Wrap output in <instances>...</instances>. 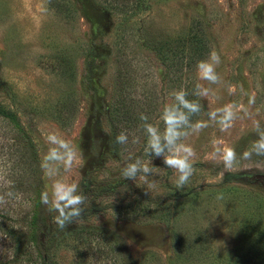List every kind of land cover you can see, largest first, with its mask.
<instances>
[{
    "label": "rangeland",
    "instance_id": "rangeland-1",
    "mask_svg": "<svg viewBox=\"0 0 264 264\" xmlns=\"http://www.w3.org/2000/svg\"><path fill=\"white\" fill-rule=\"evenodd\" d=\"M213 49L218 84L196 69ZM180 89L201 105L190 122L209 121L178 141L195 151L182 188L163 156L145 152V124L163 135L161 114ZM227 104L241 111L221 132L208 113ZM0 108L22 128L0 115V194H14L0 205V264H264V157L228 171L213 145L240 155L259 138L255 121L264 131V0H0ZM50 133L78 153L52 177L40 167ZM137 160L154 169L150 192L142 172L122 175ZM57 179L87 196L81 222L64 230L36 198Z\"/></svg>",
    "mask_w": 264,
    "mask_h": 264
},
{
    "label": "clouds",
    "instance_id": "clouds-1",
    "mask_svg": "<svg viewBox=\"0 0 264 264\" xmlns=\"http://www.w3.org/2000/svg\"><path fill=\"white\" fill-rule=\"evenodd\" d=\"M221 63L220 54L213 49L208 58L197 63L196 69L200 80L207 81L210 84H218L221 77L217 72V66ZM231 92V87L229 88ZM209 89L201 90V85H196L194 95L206 96ZM188 93L180 89L174 92V98L177 104L165 105L161 114L163 124L166 126L163 135L151 124L146 123L145 129L148 134L145 152L151 151L155 156H163V163L167 168L175 170L178 173L177 187L185 186L194 175L195 169L192 158L195 156L194 149L185 143H178L182 138H186L193 133H199L209 126V121L198 120L195 123L190 122L189 115L201 111V105L193 100H189ZM255 102L254 97L249 99V103ZM186 110V111H184ZM241 106L227 104L221 108L210 110L208 116L211 121L220 126L221 132L228 131L236 119L239 118ZM245 115H248L245 112ZM141 121H148L147 114L141 113ZM254 129L259 133V138L255 140L250 148L238 155L233 147H222L218 141H213L214 156L219 157L226 170H233L241 160H251L253 156L264 157V131H261V124L255 121ZM47 143L52 145L47 154L41 161V169L46 176L52 177L60 173L61 169L65 173L73 169L78 161L77 150L72 144L55 133H50L46 137ZM115 142L120 145L128 143V135L121 131L115 138ZM54 165H56L54 167ZM143 173L142 178L146 184V193L155 186V181L149 182L147 175L154 173V169L148 164H141L139 160L129 163L122 170L125 179L137 180L138 173ZM5 187L8 183L5 182ZM11 191L0 194V205H7L9 199L13 197ZM218 198H222L218 197ZM87 196L79 191L76 183H68L62 179H57L52 185L51 195L48 191H43L40 196V202L48 206L50 212L57 215L53 217V223L61 230L66 229L71 224H79L83 218Z\"/></svg>",
    "mask_w": 264,
    "mask_h": 264
},
{
    "label": "trees",
    "instance_id": "trees-1",
    "mask_svg": "<svg viewBox=\"0 0 264 264\" xmlns=\"http://www.w3.org/2000/svg\"><path fill=\"white\" fill-rule=\"evenodd\" d=\"M0 115L3 116L4 118H7L9 120H11V122L14 124L15 128H17L19 131H22V128L20 127L19 123L17 120H15V118L13 117V115L11 114V112H8V111H5L4 109L0 108ZM135 124H138L137 122H135ZM133 127L135 125L131 124ZM130 124H126V126H128L129 129H132V126ZM113 126V125H112ZM113 127H117V125L113 126ZM117 130L119 132H121V130H123V128H117ZM124 131V130H123ZM32 147V146H31ZM30 147V148H31ZM34 196V194H32V197ZM40 196H37L36 198L39 199ZM32 199V198H31ZM36 199L35 201V209L33 210V212H31V220H30V226L31 227H34V230H33V233L31 235V240L33 242V245L36 244L38 245L39 244V225H40V221L42 220L41 218V213L38 211V208H39V202L38 200ZM38 228V231L36 232L35 229ZM95 231V229H93ZM97 232H101V233H104L106 231L104 230H99L97 229ZM40 259V263L41 264H51L49 263V261L47 259H45L44 256H40L38 257ZM175 262H177V260L174 261V264Z\"/></svg>",
    "mask_w": 264,
    "mask_h": 264
}]
</instances>
